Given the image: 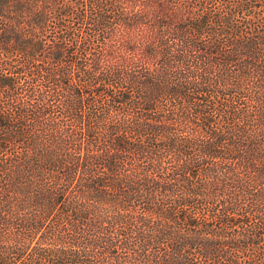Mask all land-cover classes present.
<instances>
[{"label":"trees","instance_id":"1","mask_svg":"<svg viewBox=\"0 0 264 264\" xmlns=\"http://www.w3.org/2000/svg\"><path fill=\"white\" fill-rule=\"evenodd\" d=\"M0 264H264V0H0Z\"/></svg>","mask_w":264,"mask_h":264}]
</instances>
